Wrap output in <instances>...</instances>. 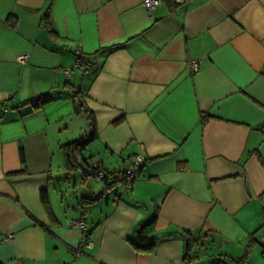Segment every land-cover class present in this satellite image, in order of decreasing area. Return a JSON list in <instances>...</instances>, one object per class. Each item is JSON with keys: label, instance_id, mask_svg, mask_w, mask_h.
Here are the masks:
<instances>
[{"label": "crops", "instance_id": "0c3cea01", "mask_svg": "<svg viewBox=\"0 0 264 264\" xmlns=\"http://www.w3.org/2000/svg\"><path fill=\"white\" fill-rule=\"evenodd\" d=\"M74 90L95 118L84 161L119 172L146 160L130 187L84 208L104 183L85 164L65 169L61 145L91 131ZM41 94L57 99L24 104ZM155 210L154 252L138 251ZM80 217L91 247L76 255ZM263 228L264 0H162L149 13L142 0H0V264H182L185 231L190 264L209 252L264 264Z\"/></svg>", "mask_w": 264, "mask_h": 264}, {"label": "trees", "instance_id": "16d2710c", "mask_svg": "<svg viewBox=\"0 0 264 264\" xmlns=\"http://www.w3.org/2000/svg\"><path fill=\"white\" fill-rule=\"evenodd\" d=\"M45 25L48 31H51V28L49 26V20L48 17L45 16ZM115 46H111L113 48ZM109 49V48H108ZM76 65L77 67L84 69L86 66V62L83 59L82 53L80 55H76ZM73 104H74V111L79 112L80 110H84L86 113V116L88 118V121L90 123V128L91 131L88 135L79 137L73 141H70L68 143H65L61 145V150L63 153L64 157V165L65 169L67 172H72L77 170L78 168H81V164H85L87 166V171L88 174L91 176L92 173L89 168V161L88 162L84 161L82 158V151L88 146V144L96 137V128H95V118L91 110L83 108V105L81 103V91L79 90H74L70 94ZM57 99V97L51 95V94H41L38 97H35L31 99L29 102L24 103V104H30L34 108H40L45 104H48L52 101ZM211 116L208 114H201V125H204L208 119H210ZM123 117H120L114 121V124H118L121 122ZM19 157L20 161L22 164L25 163V155L23 148H19ZM146 160L141 164V166L138 168L136 171V177L137 173H139L140 168L144 165ZM106 174L103 178V183L104 185L107 186V190L111 189L114 186L122 185L127 187V179L126 176L124 175V169H122L119 172H107L105 170ZM25 172L24 170H20L17 172H13L8 174V176H21ZM92 177V176H91ZM135 177V179H136ZM133 183V182H132ZM40 196V201L43 204L45 210L50 214V208H49V201H48V195L46 190L42 189L39 192ZM103 196V194L99 193L96 194L95 196H89V197H82L80 199V202L82 203V208L90 202L96 201L100 199ZM157 211L155 210L153 214L145 221L140 222L138 225L137 233L135 240L132 242V245L135 249L138 251H143V252H154V246H155V240L153 241L152 239V233L154 230V225L156 221V215ZM84 218V217H83ZM42 227L44 226L43 224L39 223ZM89 232L87 233L88 236ZM186 235V241L183 244V251H182V264H190L195 258L197 257V252L193 251V245L197 243V240L193 241L191 235L185 231ZM247 254L244 253L242 257L239 258H231V257H226L225 255H217L212 257L211 261L208 264H247V259H246Z\"/></svg>", "mask_w": 264, "mask_h": 264}, {"label": "built area", "instance_id": "2783aa9c", "mask_svg": "<svg viewBox=\"0 0 264 264\" xmlns=\"http://www.w3.org/2000/svg\"><path fill=\"white\" fill-rule=\"evenodd\" d=\"M176 1L178 3L179 2L181 3L184 0H176ZM161 2H162V0H142V6L149 13L152 9H154ZM74 53L76 55L81 54V52L79 50H76ZM16 61L18 63H21V64L25 63L27 61V55H25V54L19 55L18 57H16ZM187 68L189 69V71L191 73H196L199 70V61L195 60V59L187 60ZM64 73L66 76L70 75V71L68 69H65ZM144 161H145V159L142 156L136 155L134 157V160L124 168V175L126 176V179H127V187H130L132 182L135 180L136 171L141 166V164H143ZM89 168H90V171L92 173L91 176L95 180H98V181L103 180L106 172H105L104 166L100 160H98L96 158L95 159L91 158L89 161ZM69 226L76 228V229H81V231H82L81 242L79 243V245H77L73 249V252L76 255H80V254H82L84 248L91 247V243H90L88 236H87V233H88L87 222H86L85 218L80 217V218H76V219H71L69 222ZM5 239L9 240L10 235H7L5 237ZM261 242H262V246H263V256H264V228L262 230Z\"/></svg>", "mask_w": 264, "mask_h": 264}, {"label": "rangeland", "instance_id": "374dc122", "mask_svg": "<svg viewBox=\"0 0 264 264\" xmlns=\"http://www.w3.org/2000/svg\"><path fill=\"white\" fill-rule=\"evenodd\" d=\"M212 254H213L212 252H209V253H207V256L200 255L202 257L201 264H208L211 261L212 257H213Z\"/></svg>", "mask_w": 264, "mask_h": 264}, {"label": "water", "instance_id": "95a60500", "mask_svg": "<svg viewBox=\"0 0 264 264\" xmlns=\"http://www.w3.org/2000/svg\"><path fill=\"white\" fill-rule=\"evenodd\" d=\"M106 191H107V186L104 185L103 188L99 191V193L104 194ZM99 193H97V194H99Z\"/></svg>", "mask_w": 264, "mask_h": 264}]
</instances>
